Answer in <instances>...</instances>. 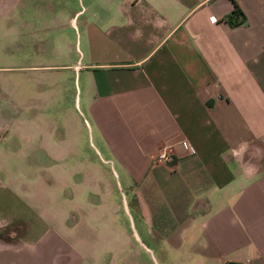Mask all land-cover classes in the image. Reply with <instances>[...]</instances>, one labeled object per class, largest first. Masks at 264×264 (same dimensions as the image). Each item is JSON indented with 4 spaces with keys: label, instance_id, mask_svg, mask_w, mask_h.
I'll return each instance as SVG.
<instances>
[{
    "label": "crops",
    "instance_id": "1",
    "mask_svg": "<svg viewBox=\"0 0 264 264\" xmlns=\"http://www.w3.org/2000/svg\"><path fill=\"white\" fill-rule=\"evenodd\" d=\"M24 1L0 0V41L11 12L22 36ZM233 4L243 21L229 26ZM66 21L82 47L51 67L80 79L73 120L91 160L85 140L57 149L14 133L0 146L37 158L47 189L43 214L0 182V264H264V160L246 178L228 151L264 149V0H83ZM98 235L111 240L88 247Z\"/></svg>",
    "mask_w": 264,
    "mask_h": 264
},
{
    "label": "rangeland",
    "instance_id": "2",
    "mask_svg": "<svg viewBox=\"0 0 264 264\" xmlns=\"http://www.w3.org/2000/svg\"><path fill=\"white\" fill-rule=\"evenodd\" d=\"M47 1L52 3V6L45 7L46 0L24 1L20 22L23 24V31L20 37H13V12L6 15L5 21L9 29H7L6 37L0 41V123L5 122L6 124H0V146L5 148L7 145L13 149L16 146L14 133H22L36 138L38 146H41L42 142L45 144V139H47L48 145L54 144L57 149L64 145H72V143L82 147L85 140V148H82L87 154L91 143L87 127L83 130L80 121L78 120V123L77 120H73L76 119L74 115H78L80 119L83 118V114L74 103L78 96L80 79L78 80L74 71L51 67V65L66 63L62 61V58L58 59L56 53H64L68 49L71 57L79 55L82 47L80 39L78 41V36L73 35L72 27L66 26V18L71 11L78 9L80 1L83 0ZM55 19L59 23L54 22ZM32 27L36 29L34 34H37L38 41L30 43L29 29ZM18 39L22 40L21 45ZM67 58L71 59L70 56ZM73 60L74 58L70 63ZM81 99L82 94H80V101ZM21 105L23 108L20 111L19 106ZM20 119L27 121V124L17 126L15 123ZM5 151L9 152V149L5 148ZM36 159L26 155L16 157L0 155V182L13 187L19 196L26 200H35V206L36 199L39 203L42 201L39 208L44 214L46 186L40 181L32 180L31 177L33 162ZM87 159L91 160L88 154ZM38 160L46 161L45 157ZM53 210L55 211L56 208ZM118 213L117 218L122 223L121 214ZM99 218L101 220L97 221V225L110 221L109 215H101ZM110 240L98 235L88 239L87 246L103 249ZM133 240L137 242L139 239L133 237ZM143 253V255L140 254L141 258L146 256V253ZM138 255H134L133 262H137ZM151 256L153 258L149 257V262L154 264L156 254H151ZM103 257V255L98 257L100 264H102Z\"/></svg>",
    "mask_w": 264,
    "mask_h": 264
},
{
    "label": "clouds",
    "instance_id": "3",
    "mask_svg": "<svg viewBox=\"0 0 264 264\" xmlns=\"http://www.w3.org/2000/svg\"><path fill=\"white\" fill-rule=\"evenodd\" d=\"M228 151L238 162L242 175L246 178H250L258 172L260 165L256 161L264 160V149L254 146L248 140H240Z\"/></svg>",
    "mask_w": 264,
    "mask_h": 264
},
{
    "label": "trees",
    "instance_id": "4",
    "mask_svg": "<svg viewBox=\"0 0 264 264\" xmlns=\"http://www.w3.org/2000/svg\"><path fill=\"white\" fill-rule=\"evenodd\" d=\"M223 20L229 25L234 26L243 21V17L240 14V11L233 4L230 11L223 17Z\"/></svg>",
    "mask_w": 264,
    "mask_h": 264
},
{
    "label": "built area",
    "instance_id": "5",
    "mask_svg": "<svg viewBox=\"0 0 264 264\" xmlns=\"http://www.w3.org/2000/svg\"><path fill=\"white\" fill-rule=\"evenodd\" d=\"M186 152L187 153H191L192 152V149L189 146H187L186 147ZM156 159L161 160V161L166 162V163H169L171 161L170 155L169 154H166V153H164L162 151H160L159 153H157Z\"/></svg>",
    "mask_w": 264,
    "mask_h": 264
}]
</instances>
